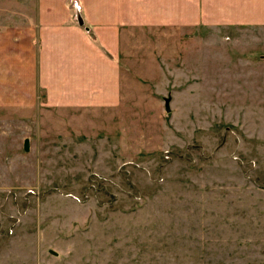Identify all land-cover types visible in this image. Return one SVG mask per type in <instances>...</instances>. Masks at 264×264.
<instances>
[{"label": "rangeland", "instance_id": "374dc122", "mask_svg": "<svg viewBox=\"0 0 264 264\" xmlns=\"http://www.w3.org/2000/svg\"><path fill=\"white\" fill-rule=\"evenodd\" d=\"M200 34L184 84L142 87L77 149L49 134L31 190L0 182V264H264V58L242 69L248 37Z\"/></svg>", "mask_w": 264, "mask_h": 264}, {"label": "crops", "instance_id": "0c3cea01", "mask_svg": "<svg viewBox=\"0 0 264 264\" xmlns=\"http://www.w3.org/2000/svg\"><path fill=\"white\" fill-rule=\"evenodd\" d=\"M0 6L3 190L14 182L31 190L49 134L77 149L93 126L96 133L113 129L142 87L184 84L178 63L190 44L206 49L200 33L227 31V44L237 48L248 37L236 55L242 69L264 58L254 47L264 0H31L8 12ZM101 119L112 125L98 126Z\"/></svg>", "mask_w": 264, "mask_h": 264}, {"label": "water", "instance_id": "95a60500", "mask_svg": "<svg viewBox=\"0 0 264 264\" xmlns=\"http://www.w3.org/2000/svg\"><path fill=\"white\" fill-rule=\"evenodd\" d=\"M166 108H167V111H168V112L171 111V109H170V100H169V99L166 100ZM25 149H26L27 151L29 150V143H28V142H26V144H25Z\"/></svg>", "mask_w": 264, "mask_h": 264}]
</instances>
